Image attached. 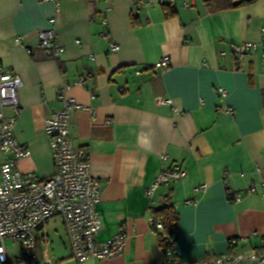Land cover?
I'll use <instances>...</instances> for the list:
<instances>
[{"label":"crops","instance_id":"0c3cea01","mask_svg":"<svg viewBox=\"0 0 264 264\" xmlns=\"http://www.w3.org/2000/svg\"><path fill=\"white\" fill-rule=\"evenodd\" d=\"M163 4L173 5L177 16L167 20ZM50 21L64 49L59 59L40 47L38 32ZM263 25L264 0L218 12L206 0H61L59 12L53 2L0 0V65L23 81L14 134L31 154L20 160V169L40 179L55 174L45 124L62 106L61 89L98 109L95 120L88 111L73 114L70 138L87 151L101 183L100 239L124 232L128 240L121 256L84 264H166L167 248L149 209L170 196L180 217L174 238L182 263L201 264L260 244L262 57L261 50L235 55L232 47L259 43ZM111 44L119 49L112 51ZM163 58L170 65L156 67ZM158 97L174 105H159ZM5 114L13 116L12 109ZM145 134L148 150L138 142ZM168 169L186 175L148 198L146 188Z\"/></svg>","mask_w":264,"mask_h":264},{"label":"built area","instance_id":"2783aa9c","mask_svg":"<svg viewBox=\"0 0 264 264\" xmlns=\"http://www.w3.org/2000/svg\"><path fill=\"white\" fill-rule=\"evenodd\" d=\"M53 2L57 12L61 0H40ZM41 49L51 58L59 59L64 51L57 40L54 21H50L39 30ZM20 45V41L17 42ZM235 55L256 53L261 50L262 73L264 74V25L261 29V41L243 42L233 45ZM119 46L111 44V50ZM170 59L163 58L156 67H168ZM85 85L84 80L78 82ZM23 86L22 78L5 71L0 65V264H59L52 260L48 250H43L36 234L51 220L63 222L72 251V258L77 264L89 260H108L121 256L126 249L128 235L124 232L108 239H100L101 230V183L93 175L87 151L77 150L70 138V121L78 111H88L92 120L97 116V107L84 105L68 95V88L59 92L62 106L51 113L46 120L45 132L50 138L55 174L40 179L31 173L23 172L20 160L30 156V151L18 141L14 128L21 116L22 105L18 91ZM225 94V89H220ZM92 99H96L92 96ZM159 105L173 106L174 102L165 97H158ZM12 109L13 116L5 114V109ZM233 113L232 109H228ZM167 160V156L163 157ZM181 170L161 171L153 183L146 188L145 194L152 199L162 186H171L185 177ZM206 187H204L205 189ZM254 189H249L253 192ZM242 199V195L236 197ZM151 205L154 202L151 200ZM150 212L152 208L150 207ZM150 222L158 231H163L162 221L150 217ZM256 237V235H253ZM247 238L231 240V245L238 247L241 242H250ZM18 243L20 253H13L7 242ZM166 264H184L178 256L175 240L170 239L166 249ZM201 264H264V236L260 244L248 251H236L205 260Z\"/></svg>","mask_w":264,"mask_h":264},{"label":"trees","instance_id":"16d2710c","mask_svg":"<svg viewBox=\"0 0 264 264\" xmlns=\"http://www.w3.org/2000/svg\"><path fill=\"white\" fill-rule=\"evenodd\" d=\"M255 0H206L207 7L211 12H218L229 9H236L243 5L254 2ZM165 18L167 20L173 19L177 16V10L173 5H162ZM132 23L134 26H140L141 22L138 17L132 15ZM153 215L156 220H160L163 223V231H158L153 225L154 230L159 234L162 245L168 248L170 239H174L175 232L178 229L180 217L175 209L172 197L166 199V203L157 209L152 208Z\"/></svg>","mask_w":264,"mask_h":264},{"label":"rangeland","instance_id":"374dc122","mask_svg":"<svg viewBox=\"0 0 264 264\" xmlns=\"http://www.w3.org/2000/svg\"><path fill=\"white\" fill-rule=\"evenodd\" d=\"M41 241L43 250H48L54 262L61 261L65 264H73L69 259L67 232L61 219L51 220L41 231L36 234ZM8 248L15 254L20 253L19 244L7 242Z\"/></svg>","mask_w":264,"mask_h":264},{"label":"clouds","instance_id":"9594fccd","mask_svg":"<svg viewBox=\"0 0 264 264\" xmlns=\"http://www.w3.org/2000/svg\"><path fill=\"white\" fill-rule=\"evenodd\" d=\"M138 142L144 147L146 150L151 148V139L149 138L148 134H145L142 137H138Z\"/></svg>","mask_w":264,"mask_h":264}]
</instances>
